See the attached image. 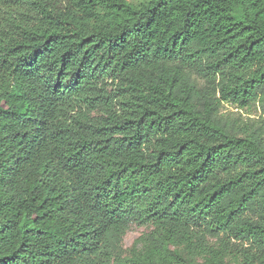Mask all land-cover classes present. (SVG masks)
<instances>
[{
  "label": "trees",
  "instance_id": "16d2710c",
  "mask_svg": "<svg viewBox=\"0 0 264 264\" xmlns=\"http://www.w3.org/2000/svg\"><path fill=\"white\" fill-rule=\"evenodd\" d=\"M228 257L264 264V0H0V264Z\"/></svg>",
  "mask_w": 264,
  "mask_h": 264
},
{
  "label": "rangeland",
  "instance_id": "374dc122",
  "mask_svg": "<svg viewBox=\"0 0 264 264\" xmlns=\"http://www.w3.org/2000/svg\"><path fill=\"white\" fill-rule=\"evenodd\" d=\"M133 3H140L147 0H129ZM225 110L228 111H237L238 109H235V106L231 104H225ZM241 112L244 113V115H250V116H257L261 114L260 109H254L252 114L245 113V110H241ZM153 226L150 224H139L135 221H132L129 224V228L126 231L120 252L122 253V256L125 258H128L132 254L133 248H140L143 246V241L138 242L140 238H145L148 233H150L153 230ZM227 264H235L233 258L228 257L226 259Z\"/></svg>",
  "mask_w": 264,
  "mask_h": 264
}]
</instances>
